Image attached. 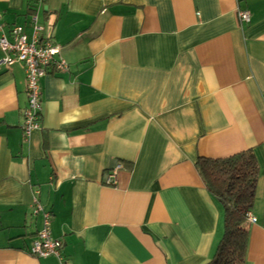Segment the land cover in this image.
<instances>
[{
    "label": "crops",
    "instance_id": "obj_1",
    "mask_svg": "<svg viewBox=\"0 0 264 264\" xmlns=\"http://www.w3.org/2000/svg\"><path fill=\"white\" fill-rule=\"evenodd\" d=\"M33 18L68 72L26 140L25 67L0 68V264H60L32 256L45 217L67 264H209L224 215L197 163L246 152L264 264V0H0L7 35Z\"/></svg>",
    "mask_w": 264,
    "mask_h": 264
},
{
    "label": "built area",
    "instance_id": "obj_2",
    "mask_svg": "<svg viewBox=\"0 0 264 264\" xmlns=\"http://www.w3.org/2000/svg\"><path fill=\"white\" fill-rule=\"evenodd\" d=\"M239 19L246 25L251 23L249 12L240 13ZM30 24L32 30L30 38L24 35L21 28H14L7 35L4 27H0V52L5 56L0 62V68L2 66L12 67L16 64L25 67L28 106L23 114L22 131L26 140L41 128V82L50 73L62 75L68 72V66L60 60L63 49L55 46L52 40L45 38L43 30L37 26L36 18H33ZM121 170L122 166H118L108 175L107 186H116ZM36 210L39 213L41 209L39 207ZM45 219L47 223L38 236V240L33 244L32 256L37 259L55 257L59 259L60 264H67L61 256L62 245L52 239L48 217ZM248 222L252 225L257 223L251 215L248 216Z\"/></svg>",
    "mask_w": 264,
    "mask_h": 264
},
{
    "label": "trees",
    "instance_id": "obj_3",
    "mask_svg": "<svg viewBox=\"0 0 264 264\" xmlns=\"http://www.w3.org/2000/svg\"><path fill=\"white\" fill-rule=\"evenodd\" d=\"M197 171L224 215L223 239L209 264H245L248 216L254 208L258 179L254 155L246 152L224 161L202 159Z\"/></svg>",
    "mask_w": 264,
    "mask_h": 264
},
{
    "label": "rangeland",
    "instance_id": "obj_4",
    "mask_svg": "<svg viewBox=\"0 0 264 264\" xmlns=\"http://www.w3.org/2000/svg\"><path fill=\"white\" fill-rule=\"evenodd\" d=\"M19 24H20V23H19ZM19 26H21V24H20Z\"/></svg>",
    "mask_w": 264,
    "mask_h": 264
}]
</instances>
